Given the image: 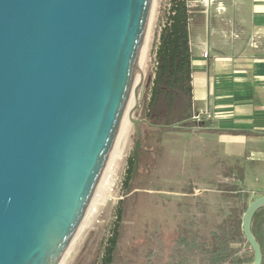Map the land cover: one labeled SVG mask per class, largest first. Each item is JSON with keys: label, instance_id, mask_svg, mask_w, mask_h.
Returning <instances> with one entry per match:
<instances>
[{"label": "water", "instance_id": "obj_1", "mask_svg": "<svg viewBox=\"0 0 264 264\" xmlns=\"http://www.w3.org/2000/svg\"><path fill=\"white\" fill-rule=\"evenodd\" d=\"M152 0H0V264H60L102 187ZM132 157L139 166L142 134ZM264 196L246 207L251 231Z\"/></svg>", "mask_w": 264, "mask_h": 264}, {"label": "crops", "instance_id": "obj_2", "mask_svg": "<svg viewBox=\"0 0 264 264\" xmlns=\"http://www.w3.org/2000/svg\"><path fill=\"white\" fill-rule=\"evenodd\" d=\"M195 3L189 158L200 172L213 160L255 199L264 196V0Z\"/></svg>", "mask_w": 264, "mask_h": 264}, {"label": "rangeland", "instance_id": "obj_3", "mask_svg": "<svg viewBox=\"0 0 264 264\" xmlns=\"http://www.w3.org/2000/svg\"><path fill=\"white\" fill-rule=\"evenodd\" d=\"M199 5L200 3L196 4ZM196 6H193V9ZM168 8L169 0H152L137 70L138 102L132 112V118L139 121L145 117L146 100L155 66V45L160 28L166 21ZM192 24L194 20L191 21ZM126 123L127 135L124 139H120L118 135L115 145L122 156L111 198L103 207H98L95 212L89 214L90 228L78 233L67 257L60 264H99L103 245L114 221V210L120 200H126L127 205L121 254L117 264H142L145 253L150 249L161 250L184 219L206 217L216 223L229 208L235 207L241 211L245 204L253 200L252 194L247 193L245 188L231 184L227 173L216 172L213 160L205 171L200 172L195 165L197 162L189 158V136L178 131H169L161 136L167 157L157 160L149 176L142 174L139 178V185H148L151 189L135 188L129 195H124L123 182L127 160L132 154L137 137L132 122ZM147 161L144 159L143 163ZM190 161L194 163L193 166ZM224 186H235L247 193V198H238L235 191L223 192L220 189ZM134 193L138 195L133 197ZM163 200H166L165 204ZM235 247L244 250L246 246L241 244Z\"/></svg>", "mask_w": 264, "mask_h": 264}, {"label": "trees", "instance_id": "obj_4", "mask_svg": "<svg viewBox=\"0 0 264 264\" xmlns=\"http://www.w3.org/2000/svg\"><path fill=\"white\" fill-rule=\"evenodd\" d=\"M193 10L187 0H169L166 21L160 28L155 45V66L146 100V113L144 121L138 125L142 138L139 166L133 181L132 154L127 160L123 182L126 196L135 188L151 189V186L139 185V178L142 174L149 176L157 160L167 157L161 136L169 131L186 132L196 126L193 119L190 46ZM217 131L232 132L225 129ZM144 159L148 160L147 163H143ZM220 190L235 191L238 198H247V193L235 186H224ZM132 195L135 197L138 194ZM163 203L165 204L166 200H163ZM126 205V200H120L115 207L114 221L103 245L99 264L118 263ZM247 206L248 204H245L241 211L235 207L229 208L216 223L206 217L184 219L161 250L150 249L145 253L142 264H251L253 251L249 249L241 230V220ZM251 231L260 246L261 264H264V206L254 213ZM241 244L246 246L244 250L235 247Z\"/></svg>", "mask_w": 264, "mask_h": 264}, {"label": "bare ground", "instance_id": "obj_5", "mask_svg": "<svg viewBox=\"0 0 264 264\" xmlns=\"http://www.w3.org/2000/svg\"><path fill=\"white\" fill-rule=\"evenodd\" d=\"M141 55H142V53H141ZM138 79L139 78L136 75V79H135V83H134L135 86L133 88L131 100H130V103H129V106H128V109H127L121 130L119 133L120 139H124L127 135L128 127H127L126 121H129L128 120L130 117L129 113L134 109V107L136 106V104L138 102V98H137V91L138 90H137V86H136V82H138ZM121 156H122L121 151L117 150L115 147L111 161H110V165H109L108 171L106 173L105 179L103 181L102 187L100 189L99 195H98L90 213L95 212L98 207H103L107 203V201L110 200L111 193L113 192V188L115 186L116 172H117V168H118L119 163H120ZM88 217H89V215H88ZM88 217H87L83 227L81 228V230L90 228L91 225H90V221L88 220ZM81 230H80V232H81ZM78 241H79V239H78ZM73 253H74V251H73ZM67 255H68V252L66 253L64 259L67 257Z\"/></svg>", "mask_w": 264, "mask_h": 264}, {"label": "built area", "instance_id": "obj_6", "mask_svg": "<svg viewBox=\"0 0 264 264\" xmlns=\"http://www.w3.org/2000/svg\"><path fill=\"white\" fill-rule=\"evenodd\" d=\"M188 4L193 7L196 5L195 0H187ZM204 56H207V54H204ZM194 119H197L198 117H193Z\"/></svg>", "mask_w": 264, "mask_h": 264}]
</instances>
